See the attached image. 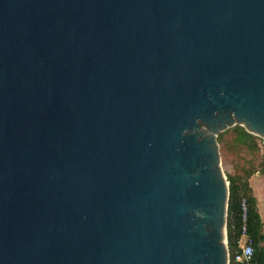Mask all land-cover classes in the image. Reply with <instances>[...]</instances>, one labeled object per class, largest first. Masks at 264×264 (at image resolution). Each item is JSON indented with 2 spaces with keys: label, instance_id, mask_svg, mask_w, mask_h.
I'll list each match as a JSON object with an SVG mask.
<instances>
[{
  "label": "water",
  "instance_id": "water-1",
  "mask_svg": "<svg viewBox=\"0 0 264 264\" xmlns=\"http://www.w3.org/2000/svg\"><path fill=\"white\" fill-rule=\"evenodd\" d=\"M234 124L264 0H0V264H229Z\"/></svg>",
  "mask_w": 264,
  "mask_h": 264
},
{
  "label": "trees",
  "instance_id": "trees-1",
  "mask_svg": "<svg viewBox=\"0 0 264 264\" xmlns=\"http://www.w3.org/2000/svg\"><path fill=\"white\" fill-rule=\"evenodd\" d=\"M234 129L238 133L239 136L243 138L244 141H253L255 136L253 134L248 133L243 126L235 125ZM219 137L221 138V134L218 133L217 141L219 142ZM260 171H264V165L258 169ZM255 171L251 172L253 174ZM248 175V179L249 176ZM228 189H229V198H228V206H227V245L229 251L230 261L229 264L232 263V255L235 250L239 249L240 239H241V214L242 210L240 207V200L242 197H246L247 202V231L254 239V252L253 258L258 262V264H264V246H259L258 243L262 239H264V231H262V221L260 216L256 210L255 198L251 194V189L249 186V181L246 179L242 182L235 181L231 176H228Z\"/></svg>",
  "mask_w": 264,
  "mask_h": 264
},
{
  "label": "rangeland",
  "instance_id": "rangeland-1",
  "mask_svg": "<svg viewBox=\"0 0 264 264\" xmlns=\"http://www.w3.org/2000/svg\"><path fill=\"white\" fill-rule=\"evenodd\" d=\"M235 125L240 124H234L219 132L221 138L219 137L217 142L220 166L226 180L229 181L227 177L231 176L235 181L242 182L248 180L251 172L264 165V142L263 138L256 134H253L255 136L253 141H244L234 129Z\"/></svg>",
  "mask_w": 264,
  "mask_h": 264
},
{
  "label": "built area",
  "instance_id": "built-area-1",
  "mask_svg": "<svg viewBox=\"0 0 264 264\" xmlns=\"http://www.w3.org/2000/svg\"><path fill=\"white\" fill-rule=\"evenodd\" d=\"M241 214V239L239 249L235 250L232 255L233 264H258L253 258L254 252V239L247 231L246 219H247V202L246 197H242L240 200ZM230 261V257H229Z\"/></svg>",
  "mask_w": 264,
  "mask_h": 264
},
{
  "label": "crops",
  "instance_id": "crops-1",
  "mask_svg": "<svg viewBox=\"0 0 264 264\" xmlns=\"http://www.w3.org/2000/svg\"><path fill=\"white\" fill-rule=\"evenodd\" d=\"M249 186L251 194L255 198L256 210L262 221V231H264V171L256 170L249 176ZM259 246H264V239L259 241Z\"/></svg>",
  "mask_w": 264,
  "mask_h": 264
}]
</instances>
